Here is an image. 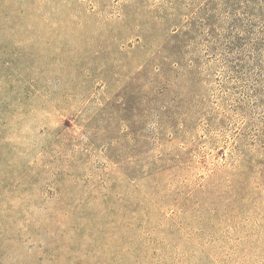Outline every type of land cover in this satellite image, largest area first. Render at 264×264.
Segmentation results:
<instances>
[{"label":"rangeland","instance_id":"374dc122","mask_svg":"<svg viewBox=\"0 0 264 264\" xmlns=\"http://www.w3.org/2000/svg\"><path fill=\"white\" fill-rule=\"evenodd\" d=\"M0 264H264V0H0Z\"/></svg>","mask_w":264,"mask_h":264}]
</instances>
